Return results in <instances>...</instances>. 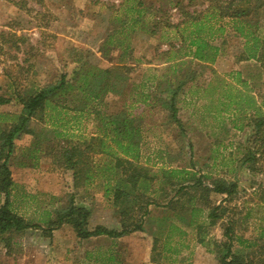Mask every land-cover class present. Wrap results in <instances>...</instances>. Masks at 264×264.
<instances>
[{
	"label": "rangeland",
	"instance_id": "rangeland-1",
	"mask_svg": "<svg viewBox=\"0 0 264 264\" xmlns=\"http://www.w3.org/2000/svg\"><path fill=\"white\" fill-rule=\"evenodd\" d=\"M134 1H140L153 13L155 20L144 18V23L157 25L153 28L154 35L141 31L130 33L129 24L121 25V20L129 21L132 17L127 14V8ZM175 1L180 0H0V94L10 81L17 88L27 90L53 83L62 73L70 77L80 65H76L78 61H87V69L133 67L128 86L133 87L131 92L135 96L109 94L104 102L112 110L121 108L124 102L131 106L134 116L142 117L138 164L156 174V178L161 177L160 169H188L197 177L223 178L228 182L238 178V192L231 203H223V197L217 195H211L209 201L213 205L223 203L228 209L234 205L253 209L252 193L259 184H264V176L258 172L264 158L247 164L252 171L246 167L239 169L247 152L257 151L255 131L246 126L247 118L232 111L234 105L226 107L229 100L222 96L228 92L239 96L240 101L252 95L260 101L259 96L264 95L262 68L253 60L239 61L244 40L234 34L228 20L217 22L223 25L224 33L212 40L218 53L209 68L204 69L202 64L191 60L189 50L182 45L187 33H181V28L167 29L164 23L179 24L181 7H188L190 12L203 11L214 5L215 0H194L191 6L185 0L177 7ZM158 22L159 25L153 24ZM259 36L264 39V16ZM185 74L192 75L194 80L179 95L178 127L154 95L159 97L164 90L156 89V85L162 86L165 80L176 84ZM137 93L150 96L149 106L141 104ZM19 111L16 105L0 107L3 114L15 115ZM73 115L67 112L62 116L67 121L62 127L32 122L37 147L35 139L29 136L15 142L14 157L10 160L14 181L11 210L38 228L13 235L10 252L1 241L0 264H99L97 259H102L108 250L121 264H218L216 256L197 243L194 229L174 220L176 210L165 214L161 204L177 198L171 187L166 188L167 198H157L162 201L158 202L159 207L149 208L151 213L144 219L143 232L117 240L87 241H79L70 224L49 232L45 221L55 220L56 212L66 208L71 197L75 206L90 211L89 229L97 226L121 229L117 210L99 186L101 177L95 176L88 183L81 181L74 187L73 173L48 155L64 141L76 145L96 133L91 118L81 116L75 124ZM54 130L62 132L63 137H56ZM101 159L93 156L91 166H103ZM205 183L210 186L208 180ZM3 200L0 195V205ZM202 205L197 202L195 207ZM165 216L169 220L160 221ZM258 216L253 211L244 236H253ZM198 221L202 222V218L198 217ZM171 223L179 230H169ZM222 225L210 229L207 239L221 241ZM154 239L157 246L152 251ZM89 251L93 252L90 260L86 255Z\"/></svg>",
	"mask_w": 264,
	"mask_h": 264
},
{
	"label": "trees",
	"instance_id": "trees-1",
	"mask_svg": "<svg viewBox=\"0 0 264 264\" xmlns=\"http://www.w3.org/2000/svg\"><path fill=\"white\" fill-rule=\"evenodd\" d=\"M181 1L185 0L175 1L174 6H181L182 4L179 3ZM192 2L194 0H188L187 6H191ZM214 2V5H209L203 11L190 12L188 7H181V22L171 25L165 21V28H181V33H187L182 45L189 50L188 57L207 69L218 53V48L212 45V40L224 33L223 25H217V22L228 20L234 34L244 40L239 61L258 62L264 78V39L259 36L261 20L264 16V0H215ZM127 11L132 17L129 21L125 18L120 22L122 26L129 24L130 33L141 31L150 35L155 34L153 28L157 25L153 27L150 23H144V18L149 20L150 17H154L153 13H150V8L143 6L140 1H134ZM81 62H75L76 65H80L74 68L70 77L62 73L53 83L27 90L17 88L15 83L10 81L5 92L0 94V107L16 105L20 108L15 115L0 113V195L4 199L0 205V242L4 243V248L10 252L13 235L38 228V225L11 210L14 181L10 160L14 157L15 142L24 136L34 139L37 137L31 126L32 122L44 123L52 128L62 127L67 122L62 116L71 112L74 114L71 119L75 120V124L81 116L91 118L95 123L96 133L88 137V140L85 139L81 143L78 141L76 145L64 141L48 155L51 154L56 163L73 173L74 187H77L81 181L88 183L94 181L97 176L101 177L102 183L99 186L102 187L104 196L111 199L113 207L117 210L121 229L116 231L103 226L89 229L90 211L75 206L71 197L68 206L56 212L55 220L45 221L50 233L63 224H70L73 227L79 241L99 238L117 240L136 232H143L144 219L151 213L149 208L159 207L158 202L168 196L166 188L171 187L177 198L166 201L164 205L161 204L165 214L176 210L174 220L194 229L197 243L214 254L218 264H264V184H259L252 193L253 209L245 207L241 209L236 205L228 209L222 204L231 203L237 194L238 178L228 182L223 178L197 177L188 169H167V171L160 169L161 177L156 178V174L152 175L148 169L138 164L142 140V117L134 116L130 111L131 106L124 102L117 110H112L110 105L104 102L109 94L121 97L126 93L127 97L135 96L131 92L133 87L128 86L133 67L113 65L105 69L97 67L87 69L85 68L87 61ZM182 78L176 84L165 80L162 86L156 85V89L163 87L164 90L160 91L159 97L154 95L178 127H180L177 117L179 95L184 92L185 87H188V82L194 80L192 75L187 77V74L182 75ZM219 89L221 90L220 87ZM162 94L165 95L163 99L160 98ZM136 96L141 98L140 102L144 107L149 106L148 100L151 99L149 95L137 93ZM222 97L229 100L226 107L234 105L232 111L247 118L246 126L252 127L255 131L257 151L247 152L246 158L239 166V169L246 167L252 171L247 164L258 163L264 158V95L259 96L260 101L252 95H247L245 99L239 101V96H232L228 92H224ZM53 132L56 137H63L62 132L56 130ZM34 141L37 147L36 139ZM93 156H100L103 166H91ZM263 166L264 160L262 169L258 171L264 176ZM206 180L209 181L210 186L205 185ZM157 187L160 190L157 191ZM155 194H157L156 198L153 197ZM211 195L222 196L223 203L213 205L209 201ZM157 198L161 199L157 201ZM197 202L202 203L203 207H195ZM169 207L171 209H168ZM253 211H257L259 219L255 233L248 238L244 233L248 230V218ZM198 217L202 218V222L198 221ZM164 218L160 221L169 220L167 216ZM218 224H224L222 240L207 239L208 231ZM168 229L179 230L173 223ZM156 246L157 239H154L152 251L156 250ZM92 254L93 252L86 253L89 259ZM103 254L102 259H97L99 264H121L112 251L108 250ZM151 260L153 263L156 261L154 258Z\"/></svg>",
	"mask_w": 264,
	"mask_h": 264
},
{
	"label": "crops",
	"instance_id": "crops-1",
	"mask_svg": "<svg viewBox=\"0 0 264 264\" xmlns=\"http://www.w3.org/2000/svg\"><path fill=\"white\" fill-rule=\"evenodd\" d=\"M142 130V129H141ZM114 211H115V209H114ZM116 215H117V213H116ZM118 225H120V224H118ZM120 227V226H119ZM117 228V227H116ZM119 230V228L118 229H116V231H118ZM123 238V237H122ZM121 239V238H120ZM94 251V250H93ZM90 252V251H89ZM94 253H95V251H94ZM93 255V254H92ZM92 257V256H91ZM90 257V258H91ZM90 260V259H89Z\"/></svg>",
	"mask_w": 264,
	"mask_h": 264
}]
</instances>
